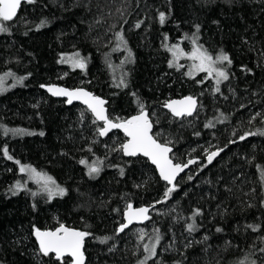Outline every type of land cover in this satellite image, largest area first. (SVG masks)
Here are the masks:
<instances>
[{
  "label": "trees",
  "instance_id": "16d2710c",
  "mask_svg": "<svg viewBox=\"0 0 264 264\" xmlns=\"http://www.w3.org/2000/svg\"><path fill=\"white\" fill-rule=\"evenodd\" d=\"M160 12L166 15L163 25ZM7 24L9 31L0 33V76H14L5 77L0 89V264H57L39 254L32 234L34 227L54 230L60 223L91 233L84 243L86 264H140L148 255L144 244L150 245L157 229V254L146 264H264V136L239 139L264 129V0H35ZM165 34L169 45L180 44L186 52L192 49L187 34L197 35L209 54L229 55L230 67L218 65L229 73L219 93L206 73L187 75L192 61L181 59L180 70L168 66ZM76 53L86 61L83 70L69 64ZM20 77H27L22 84ZM121 77L127 87L115 86ZM48 84L85 88L105 99L113 120L138 114L139 100L153 134L162 143L171 141L173 162L199 161L166 202L156 203L167 186L149 163L124 159L116 150L122 135L101 140L100 125L88 111L48 97L40 89ZM186 96L198 101L194 116L171 118L164 103ZM209 121L214 127H205ZM4 128L25 134H5ZM217 149L223 151L202 167L206 150ZM81 160H102L100 173L90 177ZM21 165L51 176L67 194L49 201L19 171ZM17 182L24 190L12 195ZM129 203L155 207L145 225L118 235ZM197 208L203 214L190 233L187 224ZM104 237L110 239L100 243Z\"/></svg>",
  "mask_w": 264,
  "mask_h": 264
},
{
  "label": "snow or ice",
  "instance_id": "6c2138e0",
  "mask_svg": "<svg viewBox=\"0 0 264 264\" xmlns=\"http://www.w3.org/2000/svg\"><path fill=\"white\" fill-rule=\"evenodd\" d=\"M27 3H35V0H26ZM21 6V0H0V33H7L9 27L7 22L12 21L16 16L18 9ZM166 20V15L163 12L159 13V22L163 25ZM126 22V21H125ZM143 21H138L135 24L136 28H140ZM43 24V22H41ZM196 32L199 33L200 26L196 25ZM117 38L121 44L127 47V42L122 33L117 34ZM185 39H190L192 43V49L190 52H186L180 44H171L167 43L168 36L165 34L162 47L165 48L171 54L172 59L169 61L168 66L170 68H176L180 70L183 67L179 63L181 59H188L193 63L189 66V71L187 75L194 77L198 73H206V78L215 79V92H220V84L223 81L229 79V73L226 67H218V65H227L231 66L232 60L228 54L223 50L216 56L209 54L208 50L197 43L198 36L193 35L189 37L185 35ZM132 52L128 50V62H132ZM73 67H78L84 69L86 67V61L80 57L79 53H76L73 57H68ZM61 62H65L64 58H61ZM123 63V62H122ZM111 66V65H110ZM14 76L13 73L8 72L5 76H0V89L5 81V77ZM27 77L17 78V83L22 84L23 80ZM202 83V81H201ZM116 87H127V83L123 77H121L118 83L115 84ZM42 87H44L42 85ZM47 91L54 96H64L67 97V103L71 104L73 100H79L87 109L92 113L94 120L93 123L102 122L100 126L96 129L98 136L105 137L114 129H118L124 133L127 137V140L123 142L118 151H121L124 156L136 157L142 155L151 161L153 165L159 171L160 178L166 182L168 187L166 188L163 199L156 201V203L166 202L171 195L177 191V184L175 183L176 177L191 164L197 163L195 159H190L186 163L176 162L174 163V155L172 153L171 141L161 142L156 134H153V122L149 118L147 111L145 110L144 104L137 100L139 105V113L132 116L130 119L113 120L109 118L107 110L104 105L107 103L104 99H101L98 96L93 95L92 93L85 91L83 89L76 90H67L60 87H48ZM135 95V93H133ZM167 108L173 117L183 118L186 116H192L194 112L197 111L198 101L193 96H187L181 100H172L170 102H165L163 105ZM257 116L261 115L260 113L256 114ZM256 117L253 116L250 118V123ZM226 117L223 113L218 118V122H223ZM205 127H214V124L209 121ZM0 128H3V125H0ZM5 134L12 132L15 134H25L22 129H7L4 128ZM28 135H34L35 133H26ZM44 135L43 132L39 133ZM199 135V133H197ZM262 135L264 136V129H257L255 132H247L242 134L239 139L244 140L248 136ZM3 155L7 159L12 160L13 157L9 155L7 147L2 149ZM91 151V149H89ZM223 149H217L216 151H207L206 158L207 164L202 167H207L208 164H211L213 160L220 155V152ZM19 163V161H17ZM81 164H84L88 168V175L90 177L98 175L101 171V165L103 164L102 160H97L93 164H88L86 160H81ZM202 170V169H201ZM21 173H26L29 179L34 180L41 187V193L46 194L48 200L50 201L54 197H63L67 194V190L59 186L56 181L48 176L46 173L37 172L33 167L21 165L19 168ZM124 174V169H120V175ZM262 177H264V169L261 170ZM189 180L193 179L190 175ZM24 190V185H21L19 182L16 183L14 188H10L9 191L12 195H16L19 191ZM32 196H36V192L31 193ZM35 207V205H33ZM153 208L155 205L152 206ZM149 207H140L133 208L131 203L127 204L126 211L124 213L127 223H122L119 226L118 233L124 232L129 225L133 222H144L151 219L149 215ZM203 213L200 209H194L192 215L189 219L192 221L187 224V231L194 232L197 230L196 218L201 216ZM252 227L253 231H256L255 226ZM217 232H221V228H216ZM34 236L38 242V252L44 257L51 256L57 264H85V254H84V241L85 238L90 236L91 233L86 231H79L65 226L60 223L58 227L54 230H41L39 228H33ZM144 233L141 231L140 240L143 241ZM110 237L100 238V243H106ZM207 239V237H205ZM161 240V235L157 229L155 232L154 240L149 244H144V251L148 253L143 261L140 264H146L147 260L156 256L157 246ZM261 252H264V248L260 249ZM241 264H256L253 261H242Z\"/></svg>",
  "mask_w": 264,
  "mask_h": 264
},
{
  "label": "water",
  "instance_id": "95a60500",
  "mask_svg": "<svg viewBox=\"0 0 264 264\" xmlns=\"http://www.w3.org/2000/svg\"><path fill=\"white\" fill-rule=\"evenodd\" d=\"M26 3H27L26 0H21V6H23V5L26 4ZM21 6H20V8H21ZM20 8L18 9V12H19ZM18 12H17V14H18ZM9 22H10V21H9ZM43 86H44V87L40 86L41 91H43V92H44L48 97H50L51 99L59 100V101H63L67 107H72V106H75V105H76V106H80V107L84 108L85 110H87L88 113H89V114L92 116V118L94 119L92 113L87 109L86 105H84L81 101H79V100H73V102H72L71 104H69V103H67V97H64V96H54V95H52L50 92L47 91V88H48V87H60V88H65V89L70 90V91H72V90H76V89H83V90H85V91H88V90H86L85 88H67V87H64V86H61V85H57V84H48V85H43ZM88 92H89V91H88ZM90 93H91V92H90ZM92 94H93V93H92ZM93 95H94V94H93ZM95 96H96V95H95ZM98 97H99V96H98ZM186 97H187V96H186ZM100 98H101V97H100ZM183 98H185V97L178 98V99H173V100H181V99H183ZM101 99H103V98H101ZM104 100H105V99H104ZM105 101H106V100H105ZM170 101H172V100H169V101H167V102H170ZM106 102H107V101H106ZM106 105H107V103L104 105V107H105V109L107 110ZM163 109H164V111H166V112L170 115V117L173 118V119L191 118V117H193L194 114H195V112H194L192 116H186V117H183V118H177V117H173L172 114H171V112H170L167 108H165L164 106H163ZM147 113H148V112H147ZM107 114H108V113H107ZM136 115H137V114H136ZM148 115H149V113H148ZM133 116H134V115H133ZM131 117H132V116H131ZM131 117H129L128 119H130ZM149 118H150V117H149ZM97 123L100 125V123H102V122H97ZM153 131H154V126H153ZM113 133H119L120 135H122L123 138L125 139L124 142L127 140V137L124 135V133H123L122 131L118 130V129H114L113 131H111V132H110L107 136H105V137H100V136H99V137H100L101 140H105L106 138H108V137H109L110 135H112ZM172 152H173V148H172ZM121 154H122L123 158H124V159H127V160H129V159H137V158H141V159L146 160V161L149 163V165L155 170V172H156L157 177L159 178V180H160L162 183H164V184L168 187V185L166 184V182L160 178L159 171H158V169L156 168V166L153 165V164L151 163V161L148 160L146 157H144V156H142V155H138V156H136V157H128V156H124V154H123L122 152H121ZM170 155H172V153H171ZM195 160H196L197 162L199 161L198 159H195ZM195 164H196V163H193V164L189 165V166L184 170V172H181V173L176 177V181H175V183H176V182H177V181H178L183 175H185L186 173H188V172L190 171V169L193 168V166H194ZM141 207H149V209H150L149 215H150L151 211L153 210V207H152V206H141ZM133 208L136 209V208H140V207H135V206H133ZM125 211H126V210H125ZM125 211H124V213H125ZM147 222H148V220H146V221H144V222H133L131 225L128 226V228L125 229L124 232L128 231L129 229H131V228H133V227H140V226H143V225H145ZM123 223H127L124 214H123ZM72 229H73V228H72ZM118 229H119V227H118ZM41 230H43V229H41ZM75 230H77V229H75ZM79 231H80V230H79ZM124 232H119V233H118V230H117L118 235H122ZM32 237H33V240H34V242H35V244H36V246H37V249H38V242H37L36 239H35L34 232H33V234H32ZM86 238H87V237H86ZM86 238H85V240H86ZM84 243H85V241H84ZM86 260H87V259H86V256H85V264H86Z\"/></svg>",
  "mask_w": 264,
  "mask_h": 264
},
{
  "label": "rangeland",
  "instance_id": "374dc122",
  "mask_svg": "<svg viewBox=\"0 0 264 264\" xmlns=\"http://www.w3.org/2000/svg\"><path fill=\"white\" fill-rule=\"evenodd\" d=\"M186 60H188V59H186ZM192 63H193V62H191V64H192ZM69 64H70L71 66H73L71 62H70ZM74 68H75V67H74Z\"/></svg>",
  "mask_w": 264,
  "mask_h": 264
},
{
  "label": "flooded vegetation",
  "instance_id": "af4514ba",
  "mask_svg": "<svg viewBox=\"0 0 264 264\" xmlns=\"http://www.w3.org/2000/svg\"><path fill=\"white\" fill-rule=\"evenodd\" d=\"M107 113H108V111H107ZM136 115V114H135Z\"/></svg>",
  "mask_w": 264,
  "mask_h": 264
}]
</instances>
